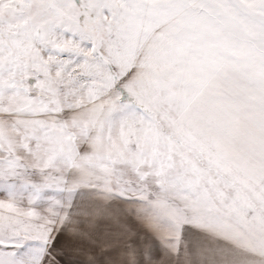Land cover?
I'll list each match as a JSON object with an SVG mask.
<instances>
[{"label": "snow or ice", "instance_id": "snow-or-ice-1", "mask_svg": "<svg viewBox=\"0 0 264 264\" xmlns=\"http://www.w3.org/2000/svg\"><path fill=\"white\" fill-rule=\"evenodd\" d=\"M0 264H264V0H0Z\"/></svg>", "mask_w": 264, "mask_h": 264}]
</instances>
